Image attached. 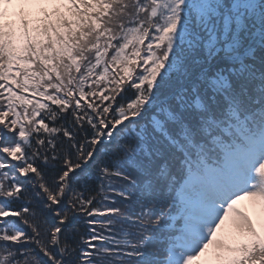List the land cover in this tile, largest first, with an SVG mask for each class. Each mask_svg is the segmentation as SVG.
I'll list each match as a JSON object with an SVG mask.
<instances>
[{"label":"snow or ice","instance_id":"obj_1","mask_svg":"<svg viewBox=\"0 0 264 264\" xmlns=\"http://www.w3.org/2000/svg\"><path fill=\"white\" fill-rule=\"evenodd\" d=\"M0 264H264V0H0Z\"/></svg>","mask_w":264,"mask_h":264}]
</instances>
